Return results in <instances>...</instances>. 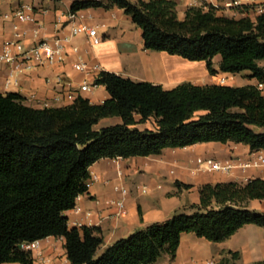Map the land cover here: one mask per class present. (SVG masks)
<instances>
[{
    "label": "trees",
    "instance_id": "obj_1",
    "mask_svg": "<svg viewBox=\"0 0 264 264\" xmlns=\"http://www.w3.org/2000/svg\"><path fill=\"white\" fill-rule=\"evenodd\" d=\"M100 6L123 8L141 28L145 49L205 60L211 74L219 71L213 58L221 55V71L250 70L264 84V5L255 19L250 11L257 3L237 5L246 14L241 17L226 15L207 1L189 6L182 18L175 0H74L71 11ZM95 84L110 94L101 103L79 96L67 105L34 107L19 93L0 92V264H33L32 250L21 244L50 235L65 238L73 264H153L163 253L176 256L183 232L219 242L247 223L264 227V212L246 205L264 199V178L205 183L197 211L176 212L97 255L104 241L100 228L69 227L65 215L88 191L93 163L208 141L263 149L264 93L253 84L192 81L167 89L108 70L98 73ZM109 116H120L122 122L95 127ZM152 116L156 129L136 126Z\"/></svg>",
    "mask_w": 264,
    "mask_h": 264
},
{
    "label": "crops",
    "instance_id": "obj_2",
    "mask_svg": "<svg viewBox=\"0 0 264 264\" xmlns=\"http://www.w3.org/2000/svg\"><path fill=\"white\" fill-rule=\"evenodd\" d=\"M73 1L0 0V42L14 37L30 47L37 39L54 41L59 36H69L65 41L67 55L63 62L33 65L22 70H17L10 64H2L0 92L19 93L25 97L26 104L34 107L67 105L71 102L64 100L62 96L61 100L56 101L63 82L71 80L76 86L84 82L93 85L101 70L116 72L137 81L162 84L167 89L183 81L229 85L260 84L250 70L239 73L221 71V55L213 58L214 67L219 71L211 74L205 60L193 61L166 51L145 49L141 28L119 6L89 7L76 11L84 15L78 19L80 22L90 23L97 28L99 35L103 36L100 43H92L85 33L71 35L69 16ZM175 1L181 18L189 6L201 5L203 1L220 7L226 15L236 17L246 15L237 5L257 3V9L250 11L254 19L264 5V0ZM231 1H236V5H229ZM23 5L32 7L34 21L19 23L12 14ZM6 14L10 16L6 17ZM17 23L18 29L15 27ZM79 62L85 65L83 70L75 68V63ZM261 63L264 64V60ZM261 89L264 93V84ZM79 95L93 103H101L110 96L102 84L93 85ZM136 119H140L139 114H136ZM120 122V116H109L102 118L95 127ZM136 126L141 129H156V118L152 116L145 122H138ZM259 156L264 157V148L253 150L242 142L208 141L184 147H167L159 154L147 156L99 159L90 166L91 176L96 174L98 179L92 182L87 192L77 197L73 208L65 211L68 225L80 230L84 226L100 228L104 239L97 250V255H100L118 239L154 222H163L176 212L190 214L197 211L200 203L199 188L205 183L246 182L251 178H264V164L247 167L240 165L230 172H224L202 169L201 160L224 162L236 157L244 163L256 160ZM177 180L191 186L179 187ZM123 185L129 188L128 195H123L118 188ZM121 199L125 201L124 213H120L121 209L117 204ZM213 205L216 206V203ZM246 205L264 212V199H251ZM232 252H238L239 255L234 258ZM31 253L33 264H73L68 258L63 236L50 235L39 239ZM207 259H213L215 264L222 260L233 264H257L264 261V227L247 223L229 238L219 242L200 237L194 232H183L176 256L173 258L169 253H163L153 264H194L195 260Z\"/></svg>",
    "mask_w": 264,
    "mask_h": 264
},
{
    "label": "built area",
    "instance_id": "obj_3",
    "mask_svg": "<svg viewBox=\"0 0 264 264\" xmlns=\"http://www.w3.org/2000/svg\"><path fill=\"white\" fill-rule=\"evenodd\" d=\"M229 5H236V1H231ZM12 14H14L19 23L35 20L34 12L30 5H23ZM5 16L8 17L10 15L6 14ZM69 17V23L71 24V35L85 33L94 44L100 43L103 40V36L99 35L95 26L87 22H80L78 20L79 18H83L84 15H80L76 11H71ZM18 25V23L15 25L17 29L19 27ZM68 39L69 36L67 35L63 37L59 36L55 38L54 41L41 38L37 39V41H35L32 46L26 47L24 42L19 38H7L0 42V66L2 64H10L15 69L22 70L23 68H28L33 65L63 62L67 55L65 41ZM75 49H77V47H75ZM74 66L78 70H83L85 68V65L81 62L75 63ZM93 85L88 82H84L81 85L76 86L71 80H66L63 82V86L59 91V95L56 97V101L61 100L63 97L64 100L72 103L80 96L79 94L81 91L89 90ZM262 86L263 83H260L259 87L261 88ZM201 162H203L201 165L202 169L230 172L233 168L240 165L247 167L251 165L264 164V157L259 156L256 160L244 163H241L236 157H232L224 162L213 159H206L204 161L201 160ZM96 179H98L96 174L90 176V178L87 180L88 187H90L92 182ZM118 188L121 190L123 195H128L129 188L127 186L123 185L119 186ZM117 204L121 209L120 213H124V199L118 200ZM37 244L38 240L30 242L26 241L21 244V247L27 250H32L37 246ZM194 264H215V261L213 259H207L205 261L195 260Z\"/></svg>",
    "mask_w": 264,
    "mask_h": 264
},
{
    "label": "bare ground",
    "instance_id": "obj_4",
    "mask_svg": "<svg viewBox=\"0 0 264 264\" xmlns=\"http://www.w3.org/2000/svg\"><path fill=\"white\" fill-rule=\"evenodd\" d=\"M192 69H193V68H192ZM183 70H185V69H182V71H183ZM187 71H188V70H187ZM191 71H193V70H191ZM194 74H195V73H194ZM181 77H182V76H181Z\"/></svg>",
    "mask_w": 264,
    "mask_h": 264
},
{
    "label": "rangeland",
    "instance_id": "obj_5",
    "mask_svg": "<svg viewBox=\"0 0 264 264\" xmlns=\"http://www.w3.org/2000/svg\"><path fill=\"white\" fill-rule=\"evenodd\" d=\"M31 250V249H30Z\"/></svg>",
    "mask_w": 264,
    "mask_h": 264
}]
</instances>
